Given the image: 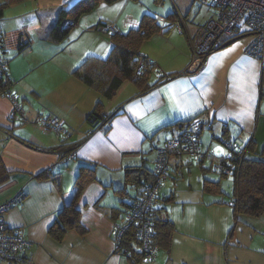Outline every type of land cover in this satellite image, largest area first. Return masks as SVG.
<instances>
[{
	"label": "crops",
	"instance_id": "obj_1",
	"mask_svg": "<svg viewBox=\"0 0 264 264\" xmlns=\"http://www.w3.org/2000/svg\"><path fill=\"white\" fill-rule=\"evenodd\" d=\"M77 1L22 0L9 5L0 20L5 55L19 63L18 70L9 64L8 73L26 119L11 123V99L0 96V163L8 173L0 184V204L24 193L4 219L31 242L26 255L34 264H134V257L115 251L114 243V224L123 219L122 203L140 193L124 185V167L144 164L154 172L156 150L180 123L195 118L202 125V148L222 149L218 154L213 151L206 162L228 154L216 141L220 138L235 142L236 149L252 142L254 151L248 152L258 158L264 145V54L260 59L245 53L251 36L240 23L236 37L210 55L206 69L185 72L190 36L215 16L214 9L201 5L193 12L192 0H171L170 11L156 0L147 4L138 0L137 7L129 3L134 0L99 3L78 19L67 38L46 39L60 8ZM174 7L184 20V32L172 24ZM201 8H205L203 19L197 16ZM144 14L161 27L140 48V55L155 63L148 81L156 84L139 92L133 81H125L113 98L101 99L73 75L86 57L104 58L111 49L110 35L95 26L106 21L125 32L137 27ZM22 42L27 46L17 52ZM98 100L103 102V113L118 111L103 130L89 119ZM49 114L63 120L68 135L42 131L38 119ZM203 129L215 139L207 146ZM68 153H73L72 158ZM82 165L96 169L95 180L76 203L85 232L69 229L57 241L49 228L69 202ZM43 170L50 171L48 176L36 178ZM210 173L188 156L171 158L156 204L164 207L171 222L169 247L159 248L153 259L142 264H264V211L258 216L240 214L235 220L222 180L219 192L203 187L206 179L218 180ZM120 188L127 196L115 191ZM110 208L115 211L112 217L107 213Z\"/></svg>",
	"mask_w": 264,
	"mask_h": 264
},
{
	"label": "trees",
	"instance_id": "obj_2",
	"mask_svg": "<svg viewBox=\"0 0 264 264\" xmlns=\"http://www.w3.org/2000/svg\"><path fill=\"white\" fill-rule=\"evenodd\" d=\"M22 0H1L0 1V20L4 16L5 9L15 3ZM115 0H78L73 5L61 7L58 12V18L49 29L46 34V39L52 42H59L69 35L72 27L77 23L78 19L92 11L99 3H111ZM138 1V0H134ZM176 20L174 18L172 24ZM66 22L73 23V25L65 26ZM102 28L104 24L99 22L95 28ZM161 29L159 23L153 17L144 14L141 17L140 23L137 27L131 28L125 32H117L110 34L111 37V49L107 56L104 58L88 56L86 57L73 71V75L79 78L85 85L89 86L95 92L99 94L101 99H111L116 94L117 90L125 81H133L139 88V92L143 88L152 87L156 83H149V75L154 68V64H148L145 57L140 55V48L143 42L149 39L153 34L159 32ZM27 46V43L22 42L18 45L17 52H22ZM0 96H7L11 99L12 105L18 107L17 114L23 118L24 108L16 94L11 91L13 80L8 73L9 60L5 55L3 45V35L0 33ZM143 60L144 66L141 73L135 77V71L138 63ZM102 100H98L94 106V110L89 114V119L95 124L93 127L98 128L104 122H110L111 119L118 114V111L105 114L102 110ZM51 115V114H49ZM54 116V115H52ZM99 121H101L99 123ZM186 121L180 123V128L190 123ZM38 123V122H37ZM91 130L90 132H92ZM12 132V131H11ZM232 142V141H231ZM235 145V142H232ZM235 148V146H234ZM232 148V149H234ZM236 149V148H235ZM230 150V149H229ZM241 150L244 152L242 158L234 155L230 157L229 164L232 171L228 174L213 168L212 163L206 160L196 162L201 166L202 171H211L217 173L220 178H230L232 181V190L229 195V204L232 206L234 219L237 220L240 214H248L252 216H258L264 211V145L258 154V158L251 156L250 152L254 151V145L252 142H248L242 148L231 150L230 152H236ZM240 151V152H241ZM226 156L219 157L222 162ZM227 159V158H225ZM206 163L207 165H203ZM95 167L90 165H82L79 168L78 174L74 180V189L72 196L66 204L58 211L56 219L53 225L49 228V233L57 240L60 241L64 234L69 229H75L79 233H84L85 228L80 221V212L76 207V203L80 198L85 187L95 180ZM155 171V168H154ZM50 173L49 170H43L36 174V178H44ZM169 175V174H168ZM154 172L150 170L144 164L136 166L124 167V185L135 188L138 195L142 193L145 183L153 179ZM8 178V173L4 166L0 163V184ZM168 178V177H167ZM221 179L217 181L205 180L203 181V187L207 190L221 191L220 186ZM119 194L127 196L125 188L115 189ZM137 195V196H138ZM134 197H128V200L123 204V215L125 210V204ZM173 195H170L167 200L172 199ZM123 202V201H122ZM158 202V198H157ZM114 208H110L107 213L112 217ZM165 212L164 207H154L151 210V222L153 233V242L160 248L168 250L170 243V234L172 231L171 222ZM163 215V216H162ZM136 227H128L120 245L115 247V251L127 255L131 259V255L134 257V261H138L142 264L145 261L141 260V252L139 249V243L135 235ZM159 252V250H158ZM157 252V253H158ZM136 264V262H134ZM3 262V261H1ZM8 263V262H7Z\"/></svg>",
	"mask_w": 264,
	"mask_h": 264
},
{
	"label": "built area",
	"instance_id": "obj_3",
	"mask_svg": "<svg viewBox=\"0 0 264 264\" xmlns=\"http://www.w3.org/2000/svg\"><path fill=\"white\" fill-rule=\"evenodd\" d=\"M201 6L214 9L215 16L209 18L204 23L198 25L194 33L189 38L190 61L185 68L187 73H197L207 68L210 55L219 47L232 41L240 23L245 25L246 30L251 36V41L245 47V53L262 59L264 54V0H192ZM176 20L174 27L181 33L184 32V20L178 14L174 7ZM104 24L102 31L109 35L119 32L116 25L106 21H100ZM73 25L66 22L65 26ZM222 37H228L222 41ZM0 57V62H1ZM148 64L154 61L146 59ZM144 61L141 60L136 68L135 77L143 70ZM18 107L12 105L9 115V121H26L17 114ZM109 122H104L97 129L103 130ZM38 124L44 133L53 132L55 134L68 135L69 132L63 125V120L57 116L46 115L39 117ZM191 125V126H190ZM202 125L196 118L190 123L178 128V131L172 135L165 144L156 150L155 171L153 179L143 186L142 193L136 198L129 200L125 204L124 215L121 223L114 224L115 247L120 245L128 227H136L135 235L139 243L141 260L149 261L155 257L159 247L153 242V229L151 222V210L157 204V195L163 181L169 174L170 162L172 157L188 156L193 161L210 160L213 156L211 148L203 149L199 139V131ZM229 152L223 159L212 161L213 168L228 174L232 169L226 165L229 164V158L237 155L242 158L244 152L236 150L231 141L218 139ZM234 148V149H232ZM241 151V152H240ZM73 153H68L67 157L72 158ZM65 159L64 154L61 155ZM24 197V193L3 204H0V261L11 264H34L31 256L26 255L31 242L16 228L9 227L4 219L6 211L15 204L18 199ZM139 264L138 261H134Z\"/></svg>",
	"mask_w": 264,
	"mask_h": 264
},
{
	"label": "rangeland",
	"instance_id": "obj_4",
	"mask_svg": "<svg viewBox=\"0 0 264 264\" xmlns=\"http://www.w3.org/2000/svg\"><path fill=\"white\" fill-rule=\"evenodd\" d=\"M140 1L143 2V3L145 2V4H147L150 0H140ZM156 1L158 2V4H161L163 2L164 4H162L161 6L162 7H167L169 11L170 10H173V6H172V3H171V0H156ZM129 3H131L132 5H134L136 7H137V4L136 3L140 4L139 1L138 2L137 1H135V2H131L130 1ZM199 6L200 5L198 3H195L192 6V11L193 12H194V10L197 11V9H198ZM204 11H205V8H201L200 11L198 12V15L197 16L199 18L203 19L202 15H205V12ZM175 30H176V28H175ZM6 55H7V58L9 60V64H11L12 67H15L16 70H18L20 67H19V63H18L17 59L15 57H12L11 54L10 55L9 54H6ZM14 85H15V83H14ZM16 123H22V122H20V121L19 122H15L14 124H16ZM23 124H25V123H23ZM201 132H202V141L204 143L203 145L207 146V144H209L210 142H213L215 140L214 137H213V135L209 134L210 132L208 130L203 129ZM217 140L218 139H216V141ZM212 149H213L214 153H216V154H218L217 151H222V149L220 147H217V146H213ZM184 159H186V157H184ZM209 177L210 178H213L215 180L217 178L218 179H221L222 180V188H223L222 190H223V192H226L229 195L231 194L230 193V190H231V187H232V181H231L230 178H227V179L220 178L218 174L213 173V172L209 174Z\"/></svg>",
	"mask_w": 264,
	"mask_h": 264
},
{
	"label": "clouds",
	"instance_id": "obj_5",
	"mask_svg": "<svg viewBox=\"0 0 264 264\" xmlns=\"http://www.w3.org/2000/svg\"><path fill=\"white\" fill-rule=\"evenodd\" d=\"M176 16V15H175ZM185 71V70H184Z\"/></svg>",
	"mask_w": 264,
	"mask_h": 264
}]
</instances>
